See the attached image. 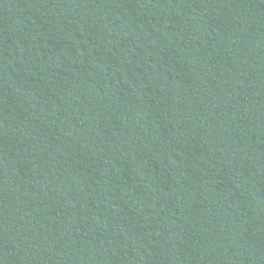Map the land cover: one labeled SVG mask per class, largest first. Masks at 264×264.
Wrapping results in <instances>:
<instances>
[{
    "label": "trees",
    "instance_id": "16d2710c",
    "mask_svg": "<svg viewBox=\"0 0 264 264\" xmlns=\"http://www.w3.org/2000/svg\"><path fill=\"white\" fill-rule=\"evenodd\" d=\"M0 264H264V0H0Z\"/></svg>",
    "mask_w": 264,
    "mask_h": 264
}]
</instances>
